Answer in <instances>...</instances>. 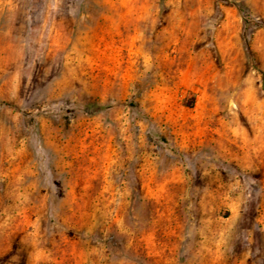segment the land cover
Instances as JSON below:
<instances>
[{"label":"rangeland","instance_id":"rangeland-1","mask_svg":"<svg viewBox=\"0 0 264 264\" xmlns=\"http://www.w3.org/2000/svg\"><path fill=\"white\" fill-rule=\"evenodd\" d=\"M0 264H264V0H0Z\"/></svg>","mask_w":264,"mask_h":264}]
</instances>
